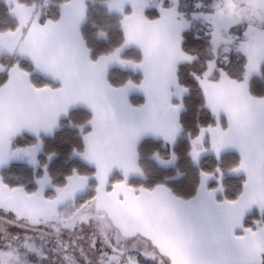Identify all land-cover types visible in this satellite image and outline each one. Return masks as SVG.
<instances>
[{
    "label": "snow or ice",
    "instance_id": "snow-or-ice-1",
    "mask_svg": "<svg viewBox=\"0 0 264 264\" xmlns=\"http://www.w3.org/2000/svg\"><path fill=\"white\" fill-rule=\"evenodd\" d=\"M0 264H264V0H0Z\"/></svg>",
    "mask_w": 264,
    "mask_h": 264
},
{
    "label": "trees",
    "instance_id": "trees-1",
    "mask_svg": "<svg viewBox=\"0 0 264 264\" xmlns=\"http://www.w3.org/2000/svg\"><path fill=\"white\" fill-rule=\"evenodd\" d=\"M259 87H260V85L258 84L257 88H259ZM193 99H195V98H193ZM212 160H213L212 157H206V158H204L203 163L205 166H208L212 163Z\"/></svg>",
    "mask_w": 264,
    "mask_h": 264
}]
</instances>
